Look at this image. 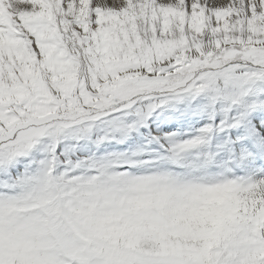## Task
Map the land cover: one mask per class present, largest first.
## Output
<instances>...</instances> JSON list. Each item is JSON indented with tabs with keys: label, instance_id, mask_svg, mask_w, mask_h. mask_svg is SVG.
I'll return each instance as SVG.
<instances>
[{
	"label": "snow or ice",
	"instance_id": "obj_1",
	"mask_svg": "<svg viewBox=\"0 0 264 264\" xmlns=\"http://www.w3.org/2000/svg\"><path fill=\"white\" fill-rule=\"evenodd\" d=\"M0 264H264V0H0Z\"/></svg>",
	"mask_w": 264,
	"mask_h": 264
}]
</instances>
